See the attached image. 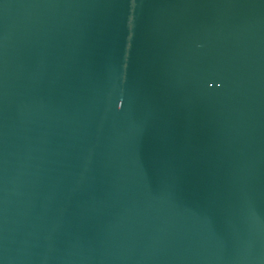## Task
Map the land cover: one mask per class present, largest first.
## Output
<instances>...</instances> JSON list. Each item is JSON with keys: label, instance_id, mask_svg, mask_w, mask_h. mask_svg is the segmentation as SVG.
<instances>
[{"label": "water", "instance_id": "1", "mask_svg": "<svg viewBox=\"0 0 264 264\" xmlns=\"http://www.w3.org/2000/svg\"><path fill=\"white\" fill-rule=\"evenodd\" d=\"M0 264H264V0H0Z\"/></svg>", "mask_w": 264, "mask_h": 264}]
</instances>
